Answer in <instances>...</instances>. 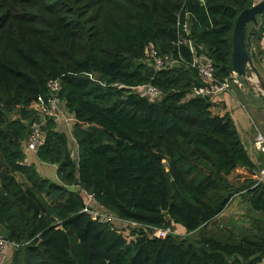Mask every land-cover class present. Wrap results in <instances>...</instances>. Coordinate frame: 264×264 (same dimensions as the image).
Segmentation results:
<instances>
[{
  "label": "trees",
  "instance_id": "1",
  "mask_svg": "<svg viewBox=\"0 0 264 264\" xmlns=\"http://www.w3.org/2000/svg\"><path fill=\"white\" fill-rule=\"evenodd\" d=\"M251 4L0 0V235L18 245L9 264H264V185L225 104L191 93L200 83L188 66L202 56L226 78L235 18ZM184 23L193 54L176 46ZM263 28L264 20L250 32L258 39ZM147 46L182 63L154 71L143 61ZM48 81L59 83L77 152L73 161L45 116L35 158L55 167L59 183L21 165ZM144 84L161 97L133 92ZM85 195L134 226L90 219L80 212ZM235 196L253 214L250 234L200 231ZM171 227L197 238L152 234Z\"/></svg>",
  "mask_w": 264,
  "mask_h": 264
},
{
  "label": "built area",
  "instance_id": "2",
  "mask_svg": "<svg viewBox=\"0 0 264 264\" xmlns=\"http://www.w3.org/2000/svg\"><path fill=\"white\" fill-rule=\"evenodd\" d=\"M202 2V0H198ZM178 26V24H177ZM181 34L177 40L176 46L186 47L191 54H193V48L190 40L188 39V26L187 24L180 25ZM182 35V36H181ZM143 61L146 63L152 70L160 71L166 68H171L182 63V60L177 55L176 58H162L158 55L156 49L152 46H147L144 50ZM189 68L195 71L197 79L200 85L197 88L191 90V93L197 97H204L208 99L217 98L220 94L229 91L232 87L240 88L242 83L238 77L230 72V74L222 79L218 80L215 78V71L212 63L209 60L204 59L202 56L192 57L190 63L188 64ZM90 78V76H88ZM47 94L45 97H37V106L36 113L37 119L31 121L27 125V134L23 140L22 153L23 160L21 165L28 166L30 165L27 161L28 154H35V151L42 143V127L44 124L45 116L53 117L54 119L59 116L60 118H65L62 112L58 108L59 100L58 93L60 91L59 83L57 81H48ZM133 92L141 95L150 100H158L161 97L160 91L152 87L149 84L140 85L133 88ZM252 146L255 151L264 159V137L260 132H256L252 138ZM261 175L264 176V165L261 168ZM85 203L82 206L80 212L87 215L90 219L96 220L98 223L107 224L114 228H125L133 227L134 224L124 223L109 213L102 211L101 208L93 207L94 200L90 195H85ZM119 223L124 227H115L114 223ZM167 232L161 230H153V236L157 238H162ZM18 245L14 242L7 241L5 237L0 235V260H3V257L10 253L13 250H16Z\"/></svg>",
  "mask_w": 264,
  "mask_h": 264
},
{
  "label": "crops",
  "instance_id": "3",
  "mask_svg": "<svg viewBox=\"0 0 264 264\" xmlns=\"http://www.w3.org/2000/svg\"><path fill=\"white\" fill-rule=\"evenodd\" d=\"M254 1L259 0H252ZM263 18L258 16L256 18V25H248L247 31H257L262 26ZM249 56L251 63L258 73L260 79L264 82V28L258 39L254 36L249 38ZM216 100L222 101L228 112L232 123L234 124L236 131L239 135L242 147L255 167H256V180L264 185V176L261 175V168L264 165V159L255 151L252 146V138L256 132H260L264 137V98L257 96L255 86L252 82L248 85H243L240 88L232 87L229 91L220 94ZM59 110L65 115V118L57 116L55 118V131L63 133L68 139V146L71 158L76 161L77 152L76 147L71 138V128L73 126V118L64 110L63 102L59 101ZM27 161L30 165H33L37 175L44 180L50 182L59 183L56 177V169L52 165L40 163L35 158V154H28ZM15 180L18 183H24L21 176H15ZM234 200H240V197H234L232 201L224 208V210L214 218L219 219L227 213V210ZM86 202V201H85ZM244 203L243 201H241ZM246 209L247 205L244 203ZM10 253H7L3 260H0V264H9Z\"/></svg>",
  "mask_w": 264,
  "mask_h": 264
},
{
  "label": "water",
  "instance_id": "4",
  "mask_svg": "<svg viewBox=\"0 0 264 264\" xmlns=\"http://www.w3.org/2000/svg\"><path fill=\"white\" fill-rule=\"evenodd\" d=\"M264 13V0L254 1L247 9L240 11L234 21L231 31V52L229 57L230 71L234 73L243 85L252 82L255 89L262 93L257 96L264 98V82L251 63L249 56V38L253 33L247 31V26L256 25V18ZM258 87V88H257ZM66 98V97H65ZM77 182H74L76 185ZM164 221L168 220L167 212L163 213Z\"/></svg>",
  "mask_w": 264,
  "mask_h": 264
},
{
  "label": "rangeland",
  "instance_id": "5",
  "mask_svg": "<svg viewBox=\"0 0 264 264\" xmlns=\"http://www.w3.org/2000/svg\"><path fill=\"white\" fill-rule=\"evenodd\" d=\"M256 92L262 95V93L258 91V89H256ZM241 201L242 198H240L238 202L237 200H234V202L230 204L227 213H225L223 217L214 220L206 229H202L200 231H203V233L212 236H218L222 231H225L231 232L233 235H237L240 237H247L250 234L249 222L251 221L253 214L249 211V209H246L244 203H242ZM113 225L115 227L126 226H122L121 224L116 222ZM167 232H170L172 235L179 238L187 237L190 240L196 239L198 235V232L184 234L179 228L176 227L169 228Z\"/></svg>",
  "mask_w": 264,
  "mask_h": 264
}]
</instances>
